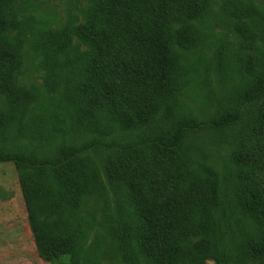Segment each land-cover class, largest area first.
<instances>
[{"label": "trees", "instance_id": "trees-1", "mask_svg": "<svg viewBox=\"0 0 264 264\" xmlns=\"http://www.w3.org/2000/svg\"><path fill=\"white\" fill-rule=\"evenodd\" d=\"M211 1L93 0L94 5L82 10L84 23L75 30L49 32L53 44H40L41 65H53L64 53L63 44L71 42L70 35L76 39L67 56L71 124L92 139L80 146L63 141L55 152L38 156L24 130L16 133L35 98L23 82L28 26L17 14L18 0H0V95L7 100L0 111V163L15 166L41 259L70 256L85 262L78 259L81 236L72 230V221L89 214L99 201L111 202L130 216L134 245L114 256L124 264H205L212 258L218 229L214 211L220 205L215 174L185 152L180 134L114 141L156 119L171 48L191 50L203 42L200 29L211 17ZM224 1L223 14L235 20L249 12L247 0H234V9ZM263 66L256 56L250 67L261 76ZM263 93L264 81L258 96ZM237 117L211 125L227 126ZM43 129L35 122L28 130L36 140ZM100 151L105 155L97 163ZM234 156L240 205L253 215L249 231L243 232L246 248L257 259L264 258V102L256 123L235 144ZM237 248L242 255L241 246Z\"/></svg>", "mask_w": 264, "mask_h": 264}, {"label": "rangeland", "instance_id": "rangeland-1", "mask_svg": "<svg viewBox=\"0 0 264 264\" xmlns=\"http://www.w3.org/2000/svg\"><path fill=\"white\" fill-rule=\"evenodd\" d=\"M225 3L234 9L237 2ZM247 3L249 12L235 20L233 15L223 14V0L211 1V17L200 29L203 42L191 50L171 48L172 63L156 119L141 131L114 139L123 144L141 137L173 139L180 134L185 152L215 174L220 192V205L214 211L218 229L212 238L213 256L205 264L264 263V258L257 259L246 248L243 232L249 231L246 226L253 222V215L240 205L234 156L235 144L256 123L264 102V93L258 96L264 66L261 76H257L256 67H250L255 65L256 56L264 61V0ZM91 5L93 0H18L17 14L28 26L24 33L29 58L23 66V82L35 92V98L16 133L24 130L38 156L41 151L55 152L63 141L80 146L92 139L71 124L74 120L68 103L67 56L76 45L75 37L70 35L71 42L68 46L63 44L64 53L53 65H41L39 55L40 44H53L49 32L69 27L75 30L84 23L82 10ZM255 70L257 75L253 74ZM6 103L0 95V111ZM235 115L236 121L227 126L211 125ZM35 122L44 128L36 140L28 130ZM104 155L102 151L95 155L97 163ZM99 202L88 210L90 216L82 213L72 221V230L81 236L78 259L84 257L85 262L73 261L70 256L45 261L36 252L27 224L15 166L12 162L0 163V264H124L114 256L134 245L130 216L119 212L111 202ZM237 245L241 246L242 255ZM226 256L229 258L224 261Z\"/></svg>", "mask_w": 264, "mask_h": 264}]
</instances>
